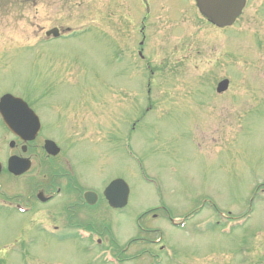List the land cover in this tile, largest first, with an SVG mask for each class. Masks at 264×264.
Instances as JSON below:
<instances>
[{
    "label": "rangeland",
    "instance_id": "obj_1",
    "mask_svg": "<svg viewBox=\"0 0 264 264\" xmlns=\"http://www.w3.org/2000/svg\"><path fill=\"white\" fill-rule=\"evenodd\" d=\"M153 2L141 23L146 14L138 0H0V93L18 94L42 108L46 138L63 147L81 173V186L101 187L112 176L125 179L129 205L121 213L105 210L118 222L110 226V234L101 231L100 236L118 246L130 240L129 251L119 255L121 264H141L144 256V264H241L240 250L249 251L254 264H264V195L255 205L249 203L247 173L252 168L264 179V96L248 97L247 78L258 69L259 57L264 65V0L262 6L259 0H248L238 22L223 30L205 25L193 4ZM51 28H69L74 35L47 42L45 33ZM106 39L120 63L103 48ZM137 49L155 70L152 106L142 81L139 93L143 70ZM224 78L229 89L218 95L216 85ZM48 86H53L52 97ZM42 90L47 93L43 100ZM122 125L127 130L121 135ZM65 154L55 165L45 164L46 176L35 165L12 193L27 198L32 189L47 186L48 172L71 166ZM154 194L165 205L163 217L153 221L147 214L138 232V219L152 210ZM206 201L236 217L251 208V217L243 229L226 237L213 218L202 222L216 215ZM196 208L203 209L184 229L174 228L173 220L182 221L176 219ZM101 218L88 213L82 221L99 227ZM21 224L32 226L0 211V249L17 240ZM28 235L34 239L36 258L24 263V255L13 252L9 264H120L99 257L100 249L79 234L83 240L73 247L62 243L64 249L56 254V244L42 249L44 240L53 239ZM162 236L172 256L167 251L161 256L149 246ZM142 253L154 258L138 257Z\"/></svg>",
    "mask_w": 264,
    "mask_h": 264
},
{
    "label": "water",
    "instance_id": "obj_2",
    "mask_svg": "<svg viewBox=\"0 0 264 264\" xmlns=\"http://www.w3.org/2000/svg\"><path fill=\"white\" fill-rule=\"evenodd\" d=\"M200 13L206 17L212 24L217 27L230 26L235 18L239 15L240 10L243 6V0H229L234 1L233 4L226 6L225 3L228 0H195ZM56 36V30L51 31ZM228 82L222 81L217 87V91L220 93L224 91L227 87ZM48 145H53L48 142ZM55 152L56 150L52 148L50 152ZM120 181L113 182L109 188L106 189L105 196L109 200L111 206L122 207L126 204V199L128 196L127 186H121Z\"/></svg>",
    "mask_w": 264,
    "mask_h": 264
},
{
    "label": "flooded vegetation",
    "instance_id": "obj_3",
    "mask_svg": "<svg viewBox=\"0 0 264 264\" xmlns=\"http://www.w3.org/2000/svg\"><path fill=\"white\" fill-rule=\"evenodd\" d=\"M0 131H1V133H0V142L1 143L0 144H2V140H3V137L5 135V132L3 135V131L2 130H0ZM13 156L18 157V158H28L31 162L36 161V160H39L41 162V161L45 160V156L41 154L40 147L37 145L36 146L30 145L29 143L23 145L20 142L18 144L14 142L13 147L10 149V151L7 152L6 158L8 159V158L13 157ZM1 162L4 163V161H1Z\"/></svg>",
    "mask_w": 264,
    "mask_h": 264
},
{
    "label": "bare ground",
    "instance_id": "obj_4",
    "mask_svg": "<svg viewBox=\"0 0 264 264\" xmlns=\"http://www.w3.org/2000/svg\"><path fill=\"white\" fill-rule=\"evenodd\" d=\"M46 90L49 91V95L52 97L53 94L51 93V86H48V87L46 88ZM39 108L42 110L41 107H39ZM78 155H79V154H76V156H78ZM117 179H120V178H117ZM14 198L17 199L18 201H21V200H22L20 196H15ZM97 209H98V208L96 207L95 209H93L92 211L87 212V213L93 215V217H96V218H98V219H99L100 217H102L100 220H106L107 217H106L105 213H102V212H100V213H98V214L95 213V211H96ZM28 264H29V263H28Z\"/></svg>",
    "mask_w": 264,
    "mask_h": 264
}]
</instances>
